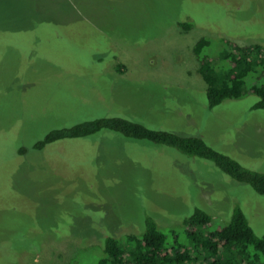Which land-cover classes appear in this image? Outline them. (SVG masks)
I'll list each match as a JSON object with an SVG mask.
<instances>
[{"label":"rangeland","instance_id":"rangeland-1","mask_svg":"<svg viewBox=\"0 0 264 264\" xmlns=\"http://www.w3.org/2000/svg\"><path fill=\"white\" fill-rule=\"evenodd\" d=\"M201 37L218 62L227 44L264 45V0H0V264H96L105 235L139 234L148 216L186 244L196 207L216 223L240 208L264 233V195L204 158L109 130L32 148L117 116L264 174V109L249 92L208 107Z\"/></svg>","mask_w":264,"mask_h":264},{"label":"trees","instance_id":"trees-1","mask_svg":"<svg viewBox=\"0 0 264 264\" xmlns=\"http://www.w3.org/2000/svg\"><path fill=\"white\" fill-rule=\"evenodd\" d=\"M189 29L187 22H177ZM209 40L199 38L193 53L199 63L198 73L205 83L207 105L212 108L225 99H237L249 92L258 97L253 109H264V45L227 44L219 61L205 52ZM120 67V66H118ZM100 130L171 146L183 154L212 161L223 173L249 184L264 195V174L242 166L232 157L213 149L201 138L180 136L167 130L148 128L141 123L117 116L93 118L69 127L55 128L38 140L33 149L64 138H80ZM186 244L169 242L152 217H146L140 233L121 237L105 235L96 264H264V233L256 235L245 214L236 208L227 223H216L202 208L182 220ZM169 233L174 232L171 230Z\"/></svg>","mask_w":264,"mask_h":264}]
</instances>
